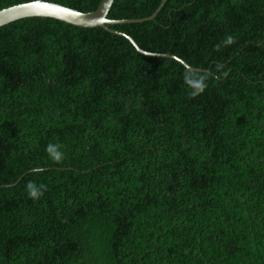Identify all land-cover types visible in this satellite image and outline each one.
<instances>
[{"label": "trees", "instance_id": "trees-1", "mask_svg": "<svg viewBox=\"0 0 264 264\" xmlns=\"http://www.w3.org/2000/svg\"><path fill=\"white\" fill-rule=\"evenodd\" d=\"M163 1L107 28L200 72L99 27L0 28V264H264V0Z\"/></svg>", "mask_w": 264, "mask_h": 264}, {"label": "water", "instance_id": "water-1", "mask_svg": "<svg viewBox=\"0 0 264 264\" xmlns=\"http://www.w3.org/2000/svg\"><path fill=\"white\" fill-rule=\"evenodd\" d=\"M114 0H102L99 7L94 12L89 13H81L79 11H76L74 9L66 8L61 5L47 3L42 0H37L30 3H25L21 5H17L14 7H10L7 9H4L0 11V28L14 23L16 21L27 19V18H46V19H52L56 21H60L69 25H73L80 28H102L110 33L118 34L114 31H111L107 28L109 25H113L116 23H128V21L124 22H113L108 20V13L110 11V8L113 4ZM167 0H164L161 4L160 8L165 4ZM160 8L157 10L156 13L159 12ZM156 13L147 20H140V21H134V22H143V21H150L153 20ZM124 38H127L135 47L137 52L144 56H150V57H163L173 60H179L176 57L171 56H164V55H154L151 53H147L145 51H142L140 48L136 46L134 41L127 37L126 35L118 34ZM184 64V67L192 72H200L198 69H193L189 67L187 64L182 62Z\"/></svg>", "mask_w": 264, "mask_h": 264}, {"label": "bare ground", "instance_id": "bare-ground-1", "mask_svg": "<svg viewBox=\"0 0 264 264\" xmlns=\"http://www.w3.org/2000/svg\"><path fill=\"white\" fill-rule=\"evenodd\" d=\"M152 17V16H151ZM147 20V19H146ZM135 21V20H134ZM114 22V21H113ZM119 22V21H118ZM129 24V23H128Z\"/></svg>", "mask_w": 264, "mask_h": 264}, {"label": "clouds", "instance_id": "clouds-1", "mask_svg": "<svg viewBox=\"0 0 264 264\" xmlns=\"http://www.w3.org/2000/svg\"><path fill=\"white\" fill-rule=\"evenodd\" d=\"M35 194V193H34Z\"/></svg>", "mask_w": 264, "mask_h": 264}]
</instances>
